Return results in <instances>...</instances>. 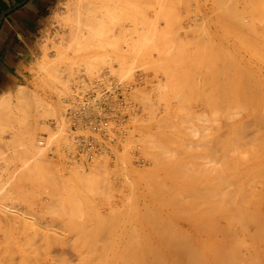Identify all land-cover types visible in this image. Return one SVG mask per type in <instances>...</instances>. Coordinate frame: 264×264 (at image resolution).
I'll return each instance as SVG.
<instances>
[{
    "label": "rangeland",
    "instance_id": "obj_1",
    "mask_svg": "<svg viewBox=\"0 0 264 264\" xmlns=\"http://www.w3.org/2000/svg\"><path fill=\"white\" fill-rule=\"evenodd\" d=\"M75 2L0 90L55 106L29 117L55 152L44 136L26 160L23 122L0 115V264H264V0H125L94 66L58 60ZM105 68L126 88L122 146L71 160L67 100Z\"/></svg>",
    "mask_w": 264,
    "mask_h": 264
},
{
    "label": "bare ground",
    "instance_id": "obj_2",
    "mask_svg": "<svg viewBox=\"0 0 264 264\" xmlns=\"http://www.w3.org/2000/svg\"><path fill=\"white\" fill-rule=\"evenodd\" d=\"M124 3H125V0H76V2L73 5L71 6L68 5L69 7L68 10L70 11V14H72L71 16L72 18H70L72 19V21L70 20L71 23L69 22L70 24L69 26L66 25L68 27V28L66 27L67 29H65V27L63 26L64 29L67 31L64 32L63 30L62 33L67 32L66 34L67 36L63 38V35L61 34L64 40H61L62 42L60 41L61 45L60 47H58L59 50H57L58 51L57 53L59 55L58 60L63 61L65 63L83 61L93 66L96 63H98L100 60H105L106 55L102 52L107 50L106 49L107 47L104 41H106V36L108 38V36L110 35L109 28L105 27V24H106L105 21L108 18H110L111 15L117 14L118 11L123 10ZM121 30H122V27H120V31ZM114 33L115 31L113 32V34ZM46 58L48 59V57ZM55 68H58V67H55ZM51 70L54 71L53 69ZM104 70H105L104 72H100L99 74L95 75L92 78H98V80L96 81H100L103 79L108 81L110 78L109 76L110 72L107 71L108 70L107 68H105ZM55 71L53 72L55 76L53 75V73L52 75L56 79H59L60 76H57L55 74ZM49 74L51 75V73ZM78 78L82 79L83 75H80V77L78 75ZM96 81H94V79H93V82L92 80L87 81V83H90V82L91 83L87 87H85V90L92 88L93 87L92 83ZM18 90H17L18 94L15 93L17 94L16 97H14L15 95L14 96L12 95L13 93H9V92L7 93L8 95H5L3 93V95L0 97V111H1L0 115H2L1 113H3L4 116L7 115L6 118H9L11 121L15 120L18 122V120H21L23 122V124H21V127L18 130L13 129L15 130V131H12V134H14V136L12 137V134L10 136L12 139L14 137L18 139L17 141L20 144L19 146H21L20 155L23 158V160H26V158H28L29 156H31V154H33V147L35 145L36 147L37 146L39 147V145H43L46 143V139L42 135L37 139L36 141L37 143H35L36 132H37V127L39 123H38V119L31 122L29 118L30 115L34 112L40 115H45V116L53 115L55 113V106L52 104L53 102L51 103L52 100L51 101L45 100L43 96H40L39 94H31V93L29 94L27 91L22 90V88ZM1 94L2 93H0V95ZM2 118L0 117V119ZM7 121L8 120L6 119L5 123L4 122L3 124L0 123L1 124L0 128L2 129V132H4L9 126H11L9 125L10 122L7 123L9 126L8 127L6 126ZM0 122L2 121L0 120ZM4 124L5 126H3ZM13 125L15 126L16 124H13ZM16 128H18V124ZM2 132H0V148H4L5 150L4 152L5 153L7 152V156H8V153L10 152L8 151V145H10L11 141H6L5 139H7L9 136L8 135L5 136V134H2ZM3 135L5 136V139ZM11 138L9 139L11 140ZM1 151L2 150H0V152ZM11 153L12 152H10L9 154ZM5 156L6 155H4V158ZM8 157H10V155ZM11 159L12 158H9V160ZM5 162H6V159H5ZM8 164H9V161H8ZM106 165H108V163H106ZM4 166H9V165H4ZM4 168L6 167H3V169ZM96 168H99V167L97 166V167L91 168L93 170H91L90 173L97 174ZM7 169L8 170L6 171H9L10 167ZM10 173L8 175H10ZM7 181L5 183L8 185ZM8 186H10V182ZM7 187H4V188H7ZM8 190L10 189L8 188Z\"/></svg>",
    "mask_w": 264,
    "mask_h": 264
},
{
    "label": "built area",
    "instance_id": "obj_3",
    "mask_svg": "<svg viewBox=\"0 0 264 264\" xmlns=\"http://www.w3.org/2000/svg\"><path fill=\"white\" fill-rule=\"evenodd\" d=\"M108 82L103 79L93 83V87L80 91L76 98L71 95L66 117L70 122L67 132L69 144L65 146L67 156L93 159L102 154H113L123 142V125L127 117L126 88L123 83ZM82 88V85H81ZM114 89V90H113ZM47 149L55 152V146L48 134ZM49 139V140H48Z\"/></svg>",
    "mask_w": 264,
    "mask_h": 264
},
{
    "label": "crops",
    "instance_id": "obj_4",
    "mask_svg": "<svg viewBox=\"0 0 264 264\" xmlns=\"http://www.w3.org/2000/svg\"><path fill=\"white\" fill-rule=\"evenodd\" d=\"M60 0H0V90L14 82Z\"/></svg>",
    "mask_w": 264,
    "mask_h": 264
}]
</instances>
